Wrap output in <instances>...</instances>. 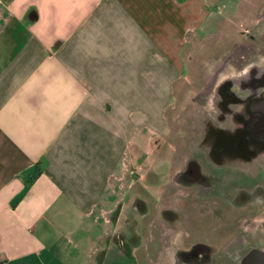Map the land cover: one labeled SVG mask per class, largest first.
Listing matches in <instances>:
<instances>
[{
	"label": "crops",
	"instance_id": "1",
	"mask_svg": "<svg viewBox=\"0 0 264 264\" xmlns=\"http://www.w3.org/2000/svg\"><path fill=\"white\" fill-rule=\"evenodd\" d=\"M198 5L0 0L2 264H104L131 139L161 135L190 84L173 41L202 25Z\"/></svg>",
	"mask_w": 264,
	"mask_h": 264
},
{
	"label": "flooded vegetation",
	"instance_id": "2",
	"mask_svg": "<svg viewBox=\"0 0 264 264\" xmlns=\"http://www.w3.org/2000/svg\"><path fill=\"white\" fill-rule=\"evenodd\" d=\"M256 11L260 20L190 94L181 129L190 148L182 159L158 157L176 187L154 188L148 202L130 195L104 264H140L142 255L145 264H241L264 253V7Z\"/></svg>",
	"mask_w": 264,
	"mask_h": 264
},
{
	"label": "rangeland",
	"instance_id": "3",
	"mask_svg": "<svg viewBox=\"0 0 264 264\" xmlns=\"http://www.w3.org/2000/svg\"><path fill=\"white\" fill-rule=\"evenodd\" d=\"M198 3L203 13L201 14L202 25L198 26L196 32L194 27L189 32L188 43H177L176 39L173 41L177 47L188 46L184 56L188 57L187 60L192 58L186 71L190 84L186 89L182 86L186 84L185 80L180 81L179 86L176 84L177 105L174 108L168 107L166 126L161 137L149 139L147 145L140 146L135 145L140 144L141 136L131 139L132 143L137 142V144L130 145L129 155L122 163L124 169L129 166L130 184L125 190L118 188L119 191L115 195L124 206L129 205L125 198L127 190H130L131 197L138 195L139 198L148 202L153 199L154 188L176 187L171 172L168 173V165L158 160V157L162 155L161 157H171L173 160L175 156L176 158L180 156L179 158L182 159L181 156L186 153V149L190 148L186 143L187 135L181 129H188L185 117L188 116V108L192 104L191 92L205 88V81L217 68L222 56L230 52L236 43L244 40L241 31L260 20L259 11L256 10L264 7V0H198ZM160 105L157 102V110ZM161 145L162 149H160ZM135 147L141 149V152H138L140 155L146 156L143 160L140 161L139 156L135 154ZM192 152L189 151V153ZM176 161L174 171L182 166L178 160ZM139 180L141 181L138 182ZM151 207L152 212L149 218L153 219L156 214V205L152 204ZM112 227L114 226L110 225V228ZM142 256L138 263L145 264L144 255Z\"/></svg>",
	"mask_w": 264,
	"mask_h": 264
},
{
	"label": "water",
	"instance_id": "4",
	"mask_svg": "<svg viewBox=\"0 0 264 264\" xmlns=\"http://www.w3.org/2000/svg\"><path fill=\"white\" fill-rule=\"evenodd\" d=\"M241 264H264V253L260 250H253L242 259Z\"/></svg>",
	"mask_w": 264,
	"mask_h": 264
},
{
	"label": "trees",
	"instance_id": "5",
	"mask_svg": "<svg viewBox=\"0 0 264 264\" xmlns=\"http://www.w3.org/2000/svg\"><path fill=\"white\" fill-rule=\"evenodd\" d=\"M5 262V259L4 257L0 256V264L4 263Z\"/></svg>",
	"mask_w": 264,
	"mask_h": 264
}]
</instances>
